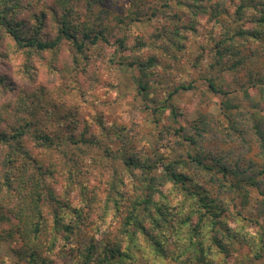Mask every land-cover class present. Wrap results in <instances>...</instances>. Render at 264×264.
<instances>
[{
	"label": "clouds",
	"instance_id": "obj_1",
	"mask_svg": "<svg viewBox=\"0 0 264 264\" xmlns=\"http://www.w3.org/2000/svg\"><path fill=\"white\" fill-rule=\"evenodd\" d=\"M0 264H264V0H0Z\"/></svg>",
	"mask_w": 264,
	"mask_h": 264
}]
</instances>
